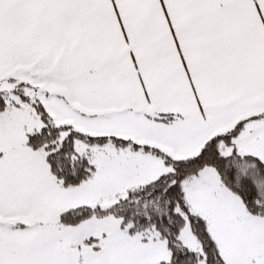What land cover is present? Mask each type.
Segmentation results:
<instances>
[{"label": "snow or ice", "instance_id": "snow-or-ice-1", "mask_svg": "<svg viewBox=\"0 0 264 264\" xmlns=\"http://www.w3.org/2000/svg\"><path fill=\"white\" fill-rule=\"evenodd\" d=\"M0 264H264V0H0Z\"/></svg>", "mask_w": 264, "mask_h": 264}]
</instances>
